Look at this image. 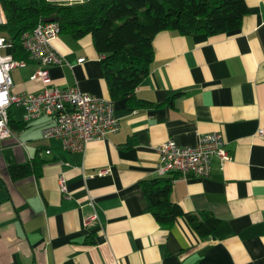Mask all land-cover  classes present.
Wrapping results in <instances>:
<instances>
[{"label":"crops","instance_id":"crops-1","mask_svg":"<svg viewBox=\"0 0 264 264\" xmlns=\"http://www.w3.org/2000/svg\"><path fill=\"white\" fill-rule=\"evenodd\" d=\"M244 2L248 13L232 33H157L134 98L112 101L118 131L82 152L41 138L49 116L25 124L22 108L9 110L12 137L0 142V264H264V0ZM13 34L0 37L11 45ZM53 46L67 64L47 68L52 86L111 101L90 38L58 35ZM0 54L12 56L11 46ZM39 67L27 60L12 69V92L39 93L31 80ZM212 132L223 135L231 159H215L208 178L174 180L169 201L225 220L224 240L199 238L184 218L161 227L140 186L161 177L157 146L193 147ZM34 162L39 175L8 177L9 166Z\"/></svg>","mask_w":264,"mask_h":264},{"label":"trees","instance_id":"trees-1","mask_svg":"<svg viewBox=\"0 0 264 264\" xmlns=\"http://www.w3.org/2000/svg\"><path fill=\"white\" fill-rule=\"evenodd\" d=\"M5 23L0 32H13L11 53L14 60L26 62L19 37L45 19L59 25V35L78 41L90 38L100 64L111 101L134 98V90L148 75L153 61L152 40L161 31L181 36L213 37L237 31L248 13L244 0H86L66 4L47 0H0ZM6 40V39H5ZM139 105L151 104L140 101ZM25 125V124H24ZM8 126L14 128L8 113ZM30 167L11 165L12 181L39 175L36 162ZM167 175L141 181L149 211L163 228L184 218L199 238L224 240L231 231L227 222L208 213H184L169 201L172 182Z\"/></svg>","mask_w":264,"mask_h":264},{"label":"built area","instance_id":"built-area-1","mask_svg":"<svg viewBox=\"0 0 264 264\" xmlns=\"http://www.w3.org/2000/svg\"><path fill=\"white\" fill-rule=\"evenodd\" d=\"M57 1L59 0L54 2ZM63 1L66 4H75L86 0ZM2 17L0 7V24ZM59 32L56 22L40 21L34 29L19 37L27 59L40 66L31 76L32 81L42 85L37 94L12 92L9 72L22 66L23 62L14 60L11 55L0 54V142L12 137L8 126V112L11 108L24 110L25 124L41 116H49L51 124L41 131V138L60 141L67 152H82L88 143L103 141L108 135L118 131L119 123L112 101L82 93L75 86L61 89L50 83L47 68L67 64L53 46ZM10 46L0 37V50ZM84 61L85 59L80 58L77 63ZM258 135H264V131L260 130ZM155 151L158 156L159 175H174V180L187 176L208 178L215 159L222 164L231 159L225 148L223 135L219 132L199 135L193 147L179 146L173 140H167L157 146ZM104 173L106 171H101L99 175ZM59 183L61 189H64L62 176L59 177ZM94 218L95 215H92L88 221Z\"/></svg>","mask_w":264,"mask_h":264},{"label":"water","instance_id":"water-1","mask_svg":"<svg viewBox=\"0 0 264 264\" xmlns=\"http://www.w3.org/2000/svg\"><path fill=\"white\" fill-rule=\"evenodd\" d=\"M44 22H47V23H49V22H54V20L53 19H45V20H43Z\"/></svg>","mask_w":264,"mask_h":264},{"label":"rangeland","instance_id":"rangeland-1","mask_svg":"<svg viewBox=\"0 0 264 264\" xmlns=\"http://www.w3.org/2000/svg\"><path fill=\"white\" fill-rule=\"evenodd\" d=\"M57 3H65L63 0H59L57 1Z\"/></svg>","mask_w":264,"mask_h":264}]
</instances>
